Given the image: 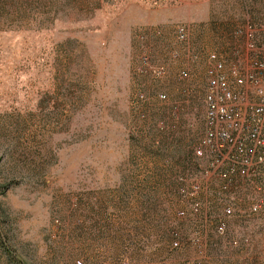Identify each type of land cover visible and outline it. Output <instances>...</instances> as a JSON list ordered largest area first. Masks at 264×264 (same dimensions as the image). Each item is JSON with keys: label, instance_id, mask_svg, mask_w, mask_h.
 Segmentation results:
<instances>
[{"label": "rangeland", "instance_id": "1", "mask_svg": "<svg viewBox=\"0 0 264 264\" xmlns=\"http://www.w3.org/2000/svg\"><path fill=\"white\" fill-rule=\"evenodd\" d=\"M263 23L264 0H0V264H264V194L188 160L208 56Z\"/></svg>", "mask_w": 264, "mask_h": 264}, {"label": "built area", "instance_id": "2", "mask_svg": "<svg viewBox=\"0 0 264 264\" xmlns=\"http://www.w3.org/2000/svg\"><path fill=\"white\" fill-rule=\"evenodd\" d=\"M255 31L250 24L238 30L246 34V49L233 51L229 59L208 56L203 132L193 160L188 158L200 161L203 178L216 174L222 192L234 199L264 194V23L257 36ZM232 211L225 207L223 216ZM224 227L221 222L217 229Z\"/></svg>", "mask_w": 264, "mask_h": 264}]
</instances>
